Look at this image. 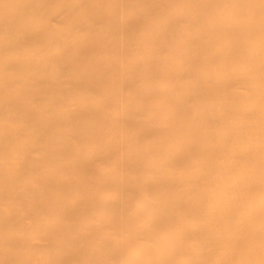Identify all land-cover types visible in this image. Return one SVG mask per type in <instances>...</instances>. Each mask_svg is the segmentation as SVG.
<instances>
[{
  "label": "bare ground",
  "instance_id": "bare-ground-1",
  "mask_svg": "<svg viewBox=\"0 0 264 264\" xmlns=\"http://www.w3.org/2000/svg\"><path fill=\"white\" fill-rule=\"evenodd\" d=\"M0 264H264V0H0Z\"/></svg>",
  "mask_w": 264,
  "mask_h": 264
}]
</instances>
